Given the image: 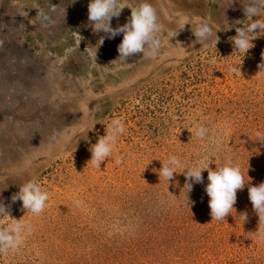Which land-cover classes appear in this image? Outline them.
<instances>
[{
	"label": "rangeland",
	"instance_id": "1",
	"mask_svg": "<svg viewBox=\"0 0 264 264\" xmlns=\"http://www.w3.org/2000/svg\"><path fill=\"white\" fill-rule=\"evenodd\" d=\"M212 2L224 16L216 44L182 59L159 50L124 60L122 33L97 46L104 33L92 31L88 0H0V82L30 83L7 117L28 132L7 134L2 155L21 167L0 170V226L32 228L0 264H264V225L247 191L264 181V34L238 52L231 37L246 0ZM127 19L121 11L110 24ZM113 119L124 131L93 166L90 148ZM201 124L205 140L194 135ZM210 153L209 168L228 158L246 181L225 220H211L207 169L188 193L183 172L169 183L158 175L169 155L191 167ZM28 181L49 195L38 215L11 200Z\"/></svg>",
	"mask_w": 264,
	"mask_h": 264
},
{
	"label": "clouds",
	"instance_id": "2",
	"mask_svg": "<svg viewBox=\"0 0 264 264\" xmlns=\"http://www.w3.org/2000/svg\"><path fill=\"white\" fill-rule=\"evenodd\" d=\"M126 5L131 9L130 17L123 25L113 28L110 24L111 18L119 17L121 10ZM243 11L245 20L243 23L237 22L242 27L235 28L236 34L231 37V41L234 49L244 55L252 47L253 39L264 34V20L258 19L259 16L264 14V0H246V3L243 4ZM253 17H257V19H252ZM87 20L93 32L104 33L97 40V46L101 45L105 38L112 39L122 33L117 51L118 57L124 60L136 53L155 55L160 48L162 30L157 11L149 0H140L136 7L130 6L126 0H88ZM175 24V29L167 32L169 41L186 24L191 27L195 42L200 43L202 46L207 45L209 42L216 44L219 39L217 31L220 30V24H211L206 19L190 21L183 18L177 20ZM229 27L231 25L224 26L225 29ZM184 51L186 50L184 49ZM182 58L183 52L177 53V59ZM262 66L264 65L260 67ZM123 131L122 121L113 119L105 135L99 137L90 148V161L93 166L99 167L100 163L110 156L118 135ZM209 133V128L201 124L195 128L194 135L199 140H205ZM256 140H264V135L257 133ZM210 158H214L211 153L208 155L206 166L197 164L189 167L183 164L177 155H169L166 161L161 162L158 175L169 183L174 173L183 172L186 180L183 188L188 193L192 190L194 184L203 182L202 171L207 169L208 182L204 187V191L209 197L208 206L211 220H225V217L231 214L234 209L237 191L244 188L246 181L239 167L233 165L230 159L226 158L223 166H216L215 169H211L208 167ZM116 162L120 163L119 159ZM178 168L181 169L179 172L177 171ZM247 191L252 208L258 216V225H264V181L254 186L250 185ZM48 198V192L42 190L37 183L28 181L20 185L18 192L11 197V200L13 202L19 200L26 211L38 215L44 210ZM5 214L8 215L6 205L0 201V216ZM240 216L243 223L247 216L245 213H241ZM31 231V225L20 219L12 220L6 226H0V252L17 249L21 243V234L30 233ZM261 235L264 238V234Z\"/></svg>",
	"mask_w": 264,
	"mask_h": 264
},
{
	"label": "crops",
	"instance_id": "3",
	"mask_svg": "<svg viewBox=\"0 0 264 264\" xmlns=\"http://www.w3.org/2000/svg\"><path fill=\"white\" fill-rule=\"evenodd\" d=\"M132 7H136L140 0H126ZM157 11L159 24L162 30L161 45L159 50L166 54V58L175 57L177 53L183 52V56L194 51L201 50L207 45L202 46L195 42V37L189 25H185L182 30H179L174 38L170 41L167 37V32L175 29V22L179 19L187 18L190 21L201 19L208 20L211 24L221 25L224 18L220 7L213 4L212 0H149ZM216 10V11H215ZM218 10V11H217ZM121 11L130 17L131 9L126 5ZM184 49L186 51H184ZM158 50V51H159ZM158 51L156 53H158ZM0 170L21 167L16 164L15 158L2 155L5 152H10L7 149L9 144L7 140L8 132H28L24 126L16 127L15 124L9 122V117L20 102L24 103L25 95L30 97V83L28 81H3L0 82ZM18 95H22L20 99ZM19 98V101H16ZM20 116V115H19ZM19 118V117H18ZM24 120L23 115L20 116ZM19 119H17L19 121ZM8 121V122H7ZM11 158V159H9Z\"/></svg>",
	"mask_w": 264,
	"mask_h": 264
},
{
	"label": "built area",
	"instance_id": "4",
	"mask_svg": "<svg viewBox=\"0 0 264 264\" xmlns=\"http://www.w3.org/2000/svg\"><path fill=\"white\" fill-rule=\"evenodd\" d=\"M77 36H80V34L77 35ZM76 43L78 44V43H79V40H76ZM73 47H74V46H72L71 49H72Z\"/></svg>",
	"mask_w": 264,
	"mask_h": 264
},
{
	"label": "bare ground",
	"instance_id": "5",
	"mask_svg": "<svg viewBox=\"0 0 264 264\" xmlns=\"http://www.w3.org/2000/svg\"><path fill=\"white\" fill-rule=\"evenodd\" d=\"M70 117V116H69ZM67 119H69V118H67ZM70 120V119H69ZM69 120H67V121H69Z\"/></svg>",
	"mask_w": 264,
	"mask_h": 264
}]
</instances>
